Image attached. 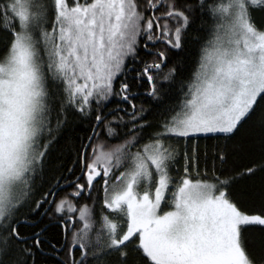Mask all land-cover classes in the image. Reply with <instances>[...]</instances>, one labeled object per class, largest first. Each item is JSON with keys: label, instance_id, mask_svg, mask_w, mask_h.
<instances>
[{"label": "snow or ice", "instance_id": "1", "mask_svg": "<svg viewBox=\"0 0 264 264\" xmlns=\"http://www.w3.org/2000/svg\"><path fill=\"white\" fill-rule=\"evenodd\" d=\"M0 264H264V0H0Z\"/></svg>", "mask_w": 264, "mask_h": 264}, {"label": "trees", "instance_id": "2", "mask_svg": "<svg viewBox=\"0 0 264 264\" xmlns=\"http://www.w3.org/2000/svg\"><path fill=\"white\" fill-rule=\"evenodd\" d=\"M83 127H85V125L76 127L73 132L67 133V135L60 140L49 160L50 168L52 169V173L50 174H57L56 169L61 166L66 168L73 165L76 158L74 145L79 143V140L75 137L78 134H82ZM216 143L217 141L215 139H201L199 141L201 152L208 151L211 153L212 147ZM22 231L27 233L29 230L25 228L22 229ZM49 232L55 235V229L52 226H49Z\"/></svg>", "mask_w": 264, "mask_h": 264}]
</instances>
